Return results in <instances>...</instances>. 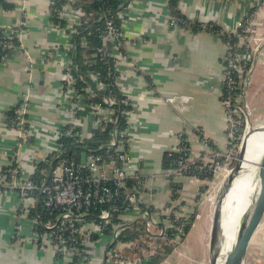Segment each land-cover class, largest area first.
I'll return each instance as SVG.
<instances>
[{
	"label": "crops",
	"instance_id": "0c3cea01",
	"mask_svg": "<svg viewBox=\"0 0 264 264\" xmlns=\"http://www.w3.org/2000/svg\"><path fill=\"white\" fill-rule=\"evenodd\" d=\"M7 2L9 10L0 4V26L23 22L24 29L18 33L19 46L7 60H0V169L10 165V151L18 137L5 123L6 112L25 100L33 134L30 146L20 150L21 173L26 177L33 174L36 163L51 154L68 118L70 96L59 75L70 36L52 22L49 0ZM258 2L179 0L177 9L189 19L232 29ZM167 3L130 0L122 16L124 47L115 55L117 91L131 104L127 114L129 154L144 174L162 170L163 155L176 144L178 132L185 133L193 154L222 152L227 141L221 102L225 42L208 30L169 26ZM256 59L246 78L243 100L259 121L264 119V51L258 52ZM83 122L82 130L89 137L95 120L88 113ZM172 184L179 186L177 200L193 210L199 192L206 187L202 178L177 177L163 182L165 188H158L151 205L158 215L173 194ZM17 205L14 193L0 195V264H62L50 249L13 238ZM263 223L264 216L260 225Z\"/></svg>",
	"mask_w": 264,
	"mask_h": 264
},
{
	"label": "built area",
	"instance_id": "2783aa9c",
	"mask_svg": "<svg viewBox=\"0 0 264 264\" xmlns=\"http://www.w3.org/2000/svg\"><path fill=\"white\" fill-rule=\"evenodd\" d=\"M259 5L260 2L255 4L234 28L221 27L219 36L226 45L222 60L221 101L225 112L227 138L225 150L222 152L193 154L189 150L185 133L178 132L176 144L167 150V154H175V158L160 172L144 174L129 154L127 114L131 109H128L123 112L125 128L113 129L105 150L89 153L80 162L71 161L68 156L63 155L60 140L63 136H72L74 143L83 142L85 135L82 127L85 116L80 117L77 111L83 110L86 104L83 94L75 88L67 70L62 71L59 76L63 90L70 96L69 114L51 149V154L56 159H44L42 162L48 167L40 170L36 168V163L32 175H38L37 179H33L32 175L25 177L21 173L20 150L24 146H30L33 134L27 119L28 104L25 100L18 102L13 109L11 125L17 131L18 137L10 151L9 165L15 166L7 172L0 169V195L12 192L18 199L13 238L19 242L29 241L42 250L50 249L62 264H147L160 247L158 240H167L174 248L185 236L187 219L192 210L185 204L181 205L178 197L174 200L172 196L167 199L168 203L162 207L161 212L158 211L159 216H163L161 220L156 212H149L146 208L153 204L154 193L163 185L162 180L169 182L177 177L200 179L203 174H213L215 166L235 149L241 122L248 124L250 118L247 104L243 100L250 68L246 70L244 65L247 61L253 64L254 56L258 53L259 46L255 47L253 42L254 34L258 33L256 19L260 14ZM59 15L68 21L77 22L83 14L72 7L69 1L59 10ZM123 15L124 11L118 14L119 27L111 20L105 22L101 36L103 45L110 44L111 49L107 51L105 46L99 47L97 52L100 58L112 56L115 59L116 53L123 50ZM196 22L199 23V29L208 31L216 24L213 22L210 25L183 15L169 14V26L172 28H191ZM20 25L23 22L11 27ZM11 27H8L0 40V47L3 49L15 48L11 42ZM234 36L238 37L236 45L232 43ZM236 46L244 47L248 51L244 54L234 52L233 48ZM52 53L53 51L49 52L48 58ZM1 60L7 59L3 56ZM118 80L119 72L114 78L116 88ZM99 86L103 87L104 84L99 83ZM103 101L109 107L116 102L111 98ZM117 101L124 107L131 108L125 96ZM91 108L93 110L89 114L95 120L92 130L102 129L105 124L113 123L111 109L100 105H91ZM143 205L146 208L142 209ZM138 223H143V227L138 228ZM134 225L138 231L136 238L118 240L126 227ZM93 235L97 236L96 240H92Z\"/></svg>",
	"mask_w": 264,
	"mask_h": 264
},
{
	"label": "trees",
	"instance_id": "16d2710c",
	"mask_svg": "<svg viewBox=\"0 0 264 264\" xmlns=\"http://www.w3.org/2000/svg\"><path fill=\"white\" fill-rule=\"evenodd\" d=\"M71 3L72 7L79 9L82 12V16L77 22L68 21L59 15V10L67 2ZM179 0H168L167 7L170 14H182L177 9V4ZM130 0H49V9L51 13L52 22L60 27L66 29L70 36L69 45L64 48L66 55V62L62 69L63 72L69 70L71 74V79L75 83V88L84 96L86 107L83 110L77 111V115L84 117L86 114L90 113L93 109L91 105H100L103 108H108L109 106L104 103V99L111 98L116 102L110 107L113 110L112 117L113 123H108L103 126L102 129H93L89 137H85L83 142L76 144L72 140V136H63L60 140L62 144L63 155L70 158L71 161L80 162L89 153H97L106 149L107 144L111 140V133L114 128L123 129L126 126V119L123 114L124 111L131 109L129 106H123L119 104L118 99L124 97L121 95L116 88L114 78L118 76V72L115 68V59L112 56H107L105 58H100L97 49L99 47L105 46L108 51L111 49L110 44L103 45L102 34L105 28L106 21H112L116 27L120 26V20L118 14L121 11L127 9V5ZM0 4L4 9L9 10L11 5L6 0H0ZM213 22H209L211 25ZM199 23H194L191 26L192 30H198ZM213 25V24H212ZM8 28L0 26V40L2 39L4 32ZM12 40L11 42L15 47L19 46L18 33L24 29L23 25L11 27ZM210 31L220 34L221 27L217 24L211 26ZM232 43L236 45L238 43V37L234 36L232 38ZM54 51V50H53ZM234 52L244 54L248 49L244 47H234ZM12 52V49H6L0 47V60L1 57L5 56L7 59ZM3 61V60H2ZM252 62L247 61L244 65L245 69L251 68ZM61 71V72H62ZM236 78V75H235ZM99 83H103L104 86L100 87ZM239 92V91H238ZM16 106V105H15ZM13 106L6 112V125L11 127L13 122ZM94 117L96 115L94 114ZM66 127H64V130ZM33 141V140H32ZM175 154L168 155L167 152L163 155L162 168H165L169 163L175 158ZM49 160H55L54 155L50 154L48 156ZM15 165L6 166L1 168L3 172H7L9 168H13ZM48 165L44 162L37 164V169L47 168ZM38 173L32 175L33 179H37ZM212 174H203L200 179H211ZM172 189L174 193L172 198L179 197V186L172 184ZM146 208L145 205L142 209ZM149 212H157L151 207L146 208ZM159 220L163 216H159ZM89 218V217H88ZM193 214L190 215L186 228L185 234H188L190 230L191 223L193 221ZM135 226L126 227L122 234L118 237L120 241H127L137 237L138 231ZM160 226V225H159ZM110 232V230L108 231ZM92 240H96L97 236H92ZM160 247L147 261V264H164L167 256L173 252V246L169 245L167 240H158Z\"/></svg>",
	"mask_w": 264,
	"mask_h": 264
},
{
	"label": "rangeland",
	"instance_id": "374dc122",
	"mask_svg": "<svg viewBox=\"0 0 264 264\" xmlns=\"http://www.w3.org/2000/svg\"><path fill=\"white\" fill-rule=\"evenodd\" d=\"M259 2V13L261 15L259 14L258 18L256 19L257 26H255L257 27L258 33L254 34L255 39L253 44L255 47L259 46L257 52H262L264 51V0H259ZM253 60L256 62L259 59H256V56H254ZM244 102L247 104V101ZM247 109L250 116L249 122L248 124L241 122V131L239 133V139L236 142L235 149L227 158L224 157L220 164L215 166V170L211 179L205 178L206 185L204 186L206 187L202 188V190L199 192L198 196L200 200L198 204L194 205V210L193 208L191 209V214H193L194 218L191 223L190 230L188 231V234H185L182 240L176 244V246L173 248V252L167 256V259H165L164 264H209L208 243L216 189L222 182L223 178L234 166L243 137L248 132H250L251 129L264 125V119L257 121L255 117H253L248 104ZM224 124L226 126V122H224ZM161 182H165V180H162ZM164 188L165 186H160L161 190ZM170 195L171 192L169 196ZM183 204L184 203L181 202V205ZM159 212H161V210H159ZM133 214L136 215L137 213ZM158 218H160L159 215ZM137 227L142 228L143 223H138ZM244 264H264V223L259 225V228L257 229L254 238L248 247Z\"/></svg>",
	"mask_w": 264,
	"mask_h": 264
},
{
	"label": "bare ground",
	"instance_id": "6f19581e",
	"mask_svg": "<svg viewBox=\"0 0 264 264\" xmlns=\"http://www.w3.org/2000/svg\"><path fill=\"white\" fill-rule=\"evenodd\" d=\"M246 143L240 168L222 199L217 264H222L224 257L230 251L240 224L250 213L258 191L257 169L264 152V131L254 132L246 139Z\"/></svg>",
	"mask_w": 264,
	"mask_h": 264
},
{
	"label": "water",
	"instance_id": "95a60500",
	"mask_svg": "<svg viewBox=\"0 0 264 264\" xmlns=\"http://www.w3.org/2000/svg\"><path fill=\"white\" fill-rule=\"evenodd\" d=\"M264 131V125L252 129L242 139L240 150L234 166L231 168L220 185L215 197V206L212 215L210 237H209V264H217L219 256V233L221 219L222 199L226 195L231 183L240 168L241 159L246 151V139L254 132ZM258 191L252 209L239 227L235 241L224 257L222 264H244L247 256L249 244L257 231L264 216V152L261 155L257 169Z\"/></svg>",
	"mask_w": 264,
	"mask_h": 264
}]
</instances>
